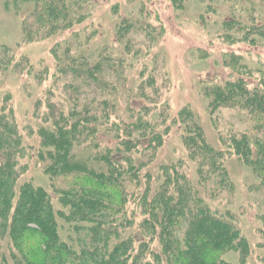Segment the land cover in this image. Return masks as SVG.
I'll return each mask as SVG.
<instances>
[{"label": "trees", "instance_id": "obj_1", "mask_svg": "<svg viewBox=\"0 0 264 264\" xmlns=\"http://www.w3.org/2000/svg\"><path fill=\"white\" fill-rule=\"evenodd\" d=\"M4 1L5 7L17 11L24 4L31 6L37 38L60 35L76 26L78 31L64 39L60 56L56 51L55 55L67 62L80 83L87 84L73 83L74 92L67 89L63 99L73 103L82 96L80 111L48 105L36 131L27 127L24 132L9 106L0 111V264H231L226 256L232 252L239 255L238 264H247L252 250L241 230L208 211L202 196L212 197L228 188L226 161L231 156L251 169L253 188L264 194V61H255L246 50L223 53L219 59L236 75L226 81L201 80L211 120L221 122L216 118L223 110H236L246 125L221 135V148L208 143L190 109L179 112L183 144L203 185L198 190L187 175L185 160L154 167L170 128H159L157 120L148 119L158 109L148 105L158 104L162 97L157 76L142 77L136 93L129 89L126 94L123 89L127 72L133 70L126 61L140 58L134 44L143 38L155 44L152 33L141 23L118 24L117 38L125 57L115 59L106 48L88 53L81 47L79 27L89 18L91 0ZM173 1L180 8L183 0ZM210 4L207 12H216V5L227 7L220 35L226 44H248L251 50L264 45V0H211ZM256 22L257 26L251 25ZM73 45L81 47L77 57L72 55ZM201 53L199 58L215 55L209 50ZM123 93L129 120L109 126L104 115L108 113L109 119L117 112ZM133 96L147 102L137 116L128 105ZM25 133L39 139L33 156L51 178V192L21 179L18 162L28 153ZM260 233L263 241L256 247L264 249V233ZM259 261L264 264V256Z\"/></svg>", "mask_w": 264, "mask_h": 264}, {"label": "rangeland", "instance_id": "obj_2", "mask_svg": "<svg viewBox=\"0 0 264 264\" xmlns=\"http://www.w3.org/2000/svg\"><path fill=\"white\" fill-rule=\"evenodd\" d=\"M138 1L91 0V12H84L89 18L79 27L81 47L88 53L96 50L100 52L102 48H106L111 57L124 59L125 49L117 38L118 24L134 22L133 27H138L141 23L144 29L153 34V40H157L155 44L147 42L145 38L134 44V49L140 52L139 60L131 58L133 51H129L131 59L126 64L133 67V70L127 72V83L123 89L126 88V94L129 89L136 93L142 77L146 80L151 75L157 76L162 97L158 104L148 105L152 109L158 108L156 112L150 113L148 119L157 120L159 128H170L158 149L154 167L183 159L188 163L187 175L196 189L200 190L203 185L198 182L195 163L188 159L183 144L184 127L178 121V114L183 109H190L203 128L208 143L221 148V135L227 134L231 129L242 130L246 125L239 121L236 110H223L216 118H220L221 122L211 120L213 118L201 94V80L211 77L226 81L236 75L232 67L226 66L219 59L223 53L246 50L254 55L255 61H264V45L255 46L251 50L248 44H226L220 35L224 33L222 22L228 18L225 12L227 7L216 5V12H207V6L212 7L211 0H183L180 8L173 0H141L137 5ZM4 4L5 1L0 0V111L5 106L13 109L12 114L24 132L27 127H36L34 130H37L42 124V116L48 112V105H61L66 111L76 107L74 111H80L82 96L79 95L78 102L73 103L63 102V99L67 92H74L73 83L79 86L87 83H80L71 74L67 62L64 59L60 61L55 55L56 51L60 56L64 39L71 37L78 28L75 26L73 30H66L49 38H37L34 34L37 29L36 18L33 17L31 6L24 4L17 11ZM28 23L32 24L30 28ZM259 23L251 25L257 26ZM128 38L131 39V36ZM57 42L62 44L58 46L59 50H54ZM81 47L72 46L74 57H77ZM198 48L205 52L201 53ZM206 50L214 53L219 61L213 55L199 58V54L203 55ZM160 85L166 90H161ZM80 92L84 91L80 88ZM117 102V112L111 113L109 119H106L108 113L104 115L109 126H115L121 120H129L128 112H125L124 93ZM128 105L137 116V112L147 106V102L141 97L133 96ZM26 135L25 133L24 143L28 153L24 152L18 162L21 179L30 180L34 185L51 192V178L44 171L43 164L33 156L39 139L36 134L30 137ZM102 138L103 142L110 143L106 136ZM226 167L230 185L212 197L202 196V204L208 211L236 223L252 250L247 264H260L259 259L264 256V249H259L256 245L263 241L260 231L264 233V194L253 188L255 176L238 157L228 158ZM226 258L231 264L239 262L236 252L229 253Z\"/></svg>", "mask_w": 264, "mask_h": 264}]
</instances>
